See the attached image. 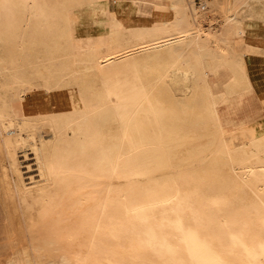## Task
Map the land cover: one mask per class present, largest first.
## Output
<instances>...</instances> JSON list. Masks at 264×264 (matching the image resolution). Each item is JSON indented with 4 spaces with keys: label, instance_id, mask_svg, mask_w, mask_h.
I'll return each mask as SVG.
<instances>
[{
    "label": "bare ground",
    "instance_id": "bare-ground-1",
    "mask_svg": "<svg viewBox=\"0 0 264 264\" xmlns=\"http://www.w3.org/2000/svg\"><path fill=\"white\" fill-rule=\"evenodd\" d=\"M192 2L0 0L7 264H264V0Z\"/></svg>",
    "mask_w": 264,
    "mask_h": 264
},
{
    "label": "rangeland",
    "instance_id": "rangeland-1",
    "mask_svg": "<svg viewBox=\"0 0 264 264\" xmlns=\"http://www.w3.org/2000/svg\"><path fill=\"white\" fill-rule=\"evenodd\" d=\"M247 1L248 0H208V4L202 5L201 0H193L192 3L196 6V9L198 10V21L194 32L200 33L203 37L210 38H216L221 34L224 35L226 22L225 20L227 16L230 15L231 12L234 10H248L246 4ZM116 4H118L116 7L117 10L123 15H127L128 12L135 10L137 14L141 15L145 13L148 18H157L164 16L168 12H170L168 0L155 3L147 2L144 0H115V5ZM255 65L257 66L258 63H255ZM25 97L31 98L30 92H27V95ZM32 101L35 103L43 101V103L46 104L49 101V95L47 92L45 93V91H43L41 95L38 94L32 96ZM2 162H4V160L0 156L1 168ZM8 238L9 237L5 232L4 220L0 218V264H7V259L14 255V250L23 247V245L24 248L28 247L27 239H24L23 244V241H21L20 236H12L11 241L13 245H11L10 238ZM28 256L30 257L32 262H34V264H47L50 258L48 254L34 251H31Z\"/></svg>",
    "mask_w": 264,
    "mask_h": 264
}]
</instances>
